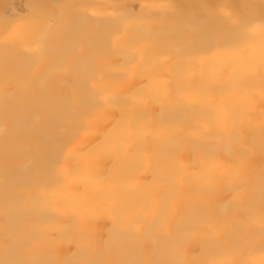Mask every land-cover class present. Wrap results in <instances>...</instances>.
<instances>
[{
	"label": "bare ground",
	"instance_id": "1",
	"mask_svg": "<svg viewBox=\"0 0 264 264\" xmlns=\"http://www.w3.org/2000/svg\"><path fill=\"white\" fill-rule=\"evenodd\" d=\"M0 264H264V0H0Z\"/></svg>",
	"mask_w": 264,
	"mask_h": 264
}]
</instances>
